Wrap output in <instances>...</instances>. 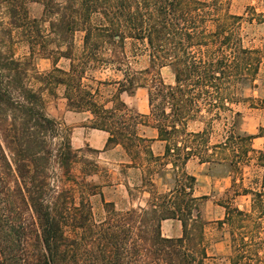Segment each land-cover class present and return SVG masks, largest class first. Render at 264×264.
<instances>
[{
  "label": "trees",
  "instance_id": "trees-1",
  "mask_svg": "<svg viewBox=\"0 0 264 264\" xmlns=\"http://www.w3.org/2000/svg\"><path fill=\"white\" fill-rule=\"evenodd\" d=\"M6 1L16 27L32 23L43 36L38 20L29 18L24 0ZM38 1L44 5L42 20L50 24L43 37L58 45L44 47L54 68L40 73L30 68L33 62L28 59L14 55L0 59V264H69L74 250L92 255L89 263L79 264H206L208 222L201 206L207 196L194 195L196 177L186 167L196 157L202 163L213 161L211 149L226 148L235 137L240 115L235 105L245 100L240 90L256 81L264 64V50L244 44V24L253 17L231 13L223 0ZM76 32L84 33L80 55L74 50ZM33 36L29 35L30 42L36 44ZM129 39L148 53L149 67L132 69L125 49ZM62 57L71 60L68 71L57 66ZM101 63L117 64L115 71L122 76L87 77V71ZM166 66L173 69V84L161 76L159 69ZM31 69L41 83L38 87L27 81ZM86 79L98 85L85 83ZM60 85L65 87L69 109L90 111L91 127L109 133L104 150L122 146L132 163L151 165L148 173L170 167L173 187L163 193L150 190L146 206L126 211L103 200L108 216L97 222L89 197L102 195L99 185L87 178L91 172L73 174L80 149L72 145V132H65L61 122L47 113L44 91ZM100 85H118L104 103L97 100ZM140 88L148 92L149 113L123 99V94L135 96ZM192 122L202 126L190 128ZM217 122L224 123L227 134L211 144ZM142 125L158 130V139L165 143L162 155L154 153V139L139 133ZM236 136L251 144L263 135ZM246 146L245 156L256 151L264 161L263 150ZM56 167L77 187L56 184L61 180ZM76 188L81 192L78 203ZM245 192L261 204L264 177L259 191ZM168 219L181 222V236L163 234L162 223ZM70 224L81 230L79 238L67 235ZM243 226L233 233V264L245 252Z\"/></svg>",
  "mask_w": 264,
  "mask_h": 264
},
{
  "label": "rangeland",
  "instance_id": "rangeland-1",
  "mask_svg": "<svg viewBox=\"0 0 264 264\" xmlns=\"http://www.w3.org/2000/svg\"><path fill=\"white\" fill-rule=\"evenodd\" d=\"M24 1L29 18L38 20L37 24L45 37L50 24L48 21L42 20L44 5L38 0ZM223 1L231 13L253 17L252 22L247 21L244 24V44L249 48L264 50V0ZM36 29V25L32 23L21 28L16 27L12 23L8 2L0 0V59L1 56L14 55L15 58L28 59L33 62L30 68L33 67L40 73L52 70L54 68L53 58L45 54L44 47L47 46L46 43L48 49H56L58 45L56 42L46 41L42 35L37 33ZM29 35L36 37V44L30 42ZM83 35V32H76L73 37L74 50L78 55L82 52ZM133 42L135 41L129 39L125 46L132 69L142 70L149 67L148 53L139 49L138 43ZM57 66L68 71L71 60L62 57ZM116 66L117 64L101 63L95 69L88 70L87 77L92 75L97 80L117 79L122 76V73L115 71ZM159 70L166 83L173 84L175 82V75L171 67L166 66ZM36 76L34 69H31L27 81L34 87L41 85L40 81L35 78ZM85 83L95 87L98 85L91 79H86ZM117 88L118 85H100L97 100L101 103L106 102L116 92ZM240 94L245 100L235 105V109L240 112V115L236 117L234 139L226 148L211 149V152L214 153L213 161L202 163L196 157L190 161L189 168L187 166V171L196 176L194 195L198 197L207 196L201 206L203 217L208 222L205 228V244L209 258L206 260V264H233V233L238 232L239 227L243 225V249L245 252L238 258L236 264H264V200L261 204L255 203L254 195L245 192L246 189L253 191L261 189L264 177V161L256 151H249L247 156L244 155L247 148L246 144L251 145L256 150L264 151V64L256 81L253 84H245L241 88ZM44 96L47 100V113L61 122L65 132H72L73 134V126L67 124L61 116L66 108L69 109L65 98V87L60 85L53 90L46 89ZM125 99L129 103L133 102L126 96ZM137 104H140L142 109H145L146 105V109L148 106L149 110L146 89L138 91ZM201 126L202 123L200 122L190 124V128ZM259 132L263 136L254 139L251 144L238 139L236 136H246ZM226 134L224 123H215L211 132V144L223 141ZM163 145L162 148L156 146L154 152L163 151ZM73 147L80 149L79 161L73 167V174L80 177L85 172L93 173L87 178L98 184V191L102 192V195L97 194L89 197L93 218L97 222L108 216L103 200L113 202L117 211H126L139 205L146 206L150 198V190L156 189L161 193L169 191L171 186L169 184L174 181L172 172L170 174L167 171L148 173L151 165L147 162L132 163L131 156L120 145L110 148L111 150L107 153L95 152L93 151L94 148L88 144L80 148L74 145ZM158 168L159 166H156V171H159L160 168ZM55 172L61 180L58 179V182L55 181L57 180L55 178L53 180L60 187L63 185L77 187L73 180H66L59 167L55 168ZM149 179L153 180L154 188L147 181ZM73 193L78 203L81 192L76 188ZM236 208L243 211L244 215H240ZM65 229L68 236L80 237L81 230L76 229L73 224L66 226ZM162 232L167 235L165 228H162ZM91 260V253L81 255L76 254L74 250L69 255L68 261L69 264H79L81 261L89 263Z\"/></svg>",
  "mask_w": 264,
  "mask_h": 264
},
{
  "label": "crops",
  "instance_id": "crops-1",
  "mask_svg": "<svg viewBox=\"0 0 264 264\" xmlns=\"http://www.w3.org/2000/svg\"><path fill=\"white\" fill-rule=\"evenodd\" d=\"M140 89H144V88H140ZM138 89L135 96H128L126 94H123V99L133 108H135L136 110H138L141 113H149L148 110V106L146 109V105H145V109H142L141 105L137 104V98H138V91L140 90ZM125 96L127 98H129L130 100H132V103H129L126 99ZM149 105V103H148ZM63 119L65 120V122L67 124H70L73 126V136H72V145L80 148L83 147L84 145H89L91 147H93L94 149L100 150L101 153H107L108 151H110L111 149L108 150H104L106 143H107V139L109 137V133L107 131H104L102 129H97V128H93L91 127V120L93 119V114L90 111H74L71 109L66 108L62 115ZM139 133L142 136L148 137V138H152L154 139L152 142V149L153 151H155V147H160L162 148V144L163 145V151L159 152V153H155L157 155H162L164 153V149H165V143L161 140L158 139V130L152 126H146V125H142L139 128ZM257 139V138H255ZM191 161V160H190ZM190 161L187 163V166L189 168V164ZM187 168V167H186ZM164 171H167L168 174H170V167L168 169H165ZM195 176V175H194ZM196 177V176H195ZM171 185L169 187L168 190L171 189V187H173L174 185V181L171 182ZM162 228L167 231V235L165 236H170V237H178L181 236L182 234V224L179 222V220H175V219H168V220H164L162 223Z\"/></svg>",
  "mask_w": 264,
  "mask_h": 264
}]
</instances>
